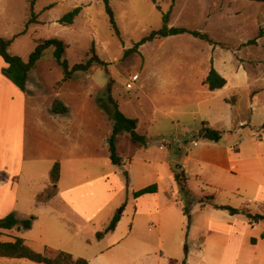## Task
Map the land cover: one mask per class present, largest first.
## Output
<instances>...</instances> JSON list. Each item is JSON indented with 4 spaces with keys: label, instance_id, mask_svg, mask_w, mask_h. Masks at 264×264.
<instances>
[{
    "label": "rangeland",
    "instance_id": "rangeland-1",
    "mask_svg": "<svg viewBox=\"0 0 264 264\" xmlns=\"http://www.w3.org/2000/svg\"><path fill=\"white\" fill-rule=\"evenodd\" d=\"M33 1L0 0V37L14 40L12 55L27 62L41 41L59 39L68 46L65 57L70 68L86 62L93 45L108 66H94L88 73L65 80L50 49L31 72L27 92L1 73L0 181L6 183L11 177L13 168L9 172L3 166L10 164L11 133L14 138H21L24 114L29 117L28 133L23 134L29 156L36 155L39 148L50 153L49 160L64 159L74 152L85 157L94 153L91 139L101 145L96 164L86 161L74 166L64 161L59 183L62 193L111 169L117 171L116 166L106 163L104 152L107 149L110 154L113 131L108 121L111 119L103 109L111 83L112 96L120 110L128 118L140 120L137 131L147 136L148 147L133 157L131 178H125V190L114 202L116 214H123L124 218L114 234L105 236V243L117 238H125L126 245L135 242L133 255L138 264H169L171 260L177 264H264V223L250 224L243 214L233 216L207 205L203 209L197 196L190 214L185 215L183 208L189 204L179 188L175 199L163 200L158 215L138 216L136 198L130 191L144 188L150 174L157 172L153 167L168 161L172 170L177 166L186 169L191 182L217 197L219 204L242 210L248 200L256 197L251 179L231 169L251 160L259 161L264 168V3L175 0L172 8L173 0H110L121 32L119 39L103 0H36L32 11ZM77 7H82V12L72 26L59 23ZM171 9L170 27L199 31L214 43L184 34L156 38L141 46L138 53L126 55L146 36L162 29L164 15ZM33 14L38 23L29 25L22 35ZM0 66H4L1 57ZM212 67L227 79L224 89L210 91L205 84ZM136 74L140 80L134 89H127ZM57 103L68 107L70 119L82 123L86 127L84 133L91 138L77 137L73 129L60 133L58 128L38 126L50 122L47 114L55 112ZM204 123L222 132L220 142L201 136ZM131 143L126 133L120 137L124 153ZM161 145L167 150H160ZM55 162L50 163L48 175ZM40 170L45 172L44 167ZM24 173L35 176L29 165H25ZM168 185L169 181H165ZM93 191L102 192V188ZM44 197L45 201L52 198ZM37 202H43V198ZM249 205L253 214L264 215V204ZM104 219L100 216L88 229L96 230L95 235L104 232ZM141 242L153 245L145 249L149 257L144 260L139 258Z\"/></svg>",
    "mask_w": 264,
    "mask_h": 264
},
{
    "label": "crops",
    "instance_id": "crops-1",
    "mask_svg": "<svg viewBox=\"0 0 264 264\" xmlns=\"http://www.w3.org/2000/svg\"><path fill=\"white\" fill-rule=\"evenodd\" d=\"M4 67H6L5 62L2 68L0 66V84L2 79L1 69ZM32 99H34V96H31V100ZM70 114V110L65 114L51 111L47 114L50 122L38 126L42 127L47 125L53 128H58L60 133L61 131L68 132L73 129V131L77 132V137H84V139L91 138V135H86L84 133L86 127L80 122L72 121V119H70ZM22 119L25 122L23 123L24 129L20 135L21 138L19 139L18 137L16 139L11 133L10 155L8 156L10 164L7 162L4 166L2 164L5 169L8 168L9 172L10 169L13 168L11 171V177L6 183L0 181V220L11 213H15L20 224L12 230H4L0 232V241L3 243H14L17 238H21L24 239L26 244L37 253L46 254V249L63 251L73 255L75 259L84 258L88 260L90 264H138L139 262L136 261L133 255L135 242H129L126 245L125 238H117L116 241L106 244L105 237L102 240H98L97 235H95L96 230L92 231L88 228L95 224V221L100 216L105 218L102 224L103 227L107 228L110 225L112 219L117 213L116 205L114 203L115 199L119 193L125 190V178L128 176L131 178L130 167L133 157L138 151L145 150L148 147V144L145 147H140L139 144H135L132 141L129 149L127 148L124 153L120 146V137L122 135L119 136L117 148L118 153L123 159L122 167L124 168V171L121 170L122 167L116 166L117 171L111 169L106 174H102L94 179H89L79 186L62 193L59 188V183L64 173V161L66 160L74 166L82 165L86 161L96 164L95 161L98 160L96 155L100 152L101 145L98 144L97 140L91 139V142L95 144V150L92 155H86L85 157L74 152L64 156V159L55 157L49 160L50 153H48V151L44 153L43 150L39 148L36 155L29 156V147L26 142V136H24L28 133L29 124L26 120H28L29 117L27 114H24ZM137 120L139 121V127L140 120ZM108 121L110 122L109 125L111 126L112 131L113 125H111L112 123L109 119ZM207 127L210 126L207 125ZM67 137H69V135ZM104 146L105 148H108L107 143ZM162 146L163 145L160 146V150H167V146L161 148ZM195 146H199L198 143ZM126 151L131 153L127 154ZM104 152L106 155V163L112 165V167L115 166L111 163L110 154L107 149ZM16 160L17 163H14ZM56 160L61 163V178L58 185L53 186L50 180V174L48 175V167H50V163L53 164ZM128 161H130L129 165H127ZM25 165H29L30 168H32L35 176L29 177L25 175ZM145 165H150V162H146ZM43 167L45 168V172L44 170H40ZM153 169L157 172L150 174L147 178L148 184H146L144 188L153 184L157 185L158 191L157 193L147 194L135 200L138 207V216L158 215L160 204L163 200H172L179 195L171 163L165 161L155 165ZM231 170L236 174L244 173L248 179H251L256 188V197L253 201L248 200L247 207L240 211L248 210L251 212L249 204H252L253 202L264 204V168L261 163L257 160L246 161L242 163L241 166L237 164L233 165ZM184 171L188 179V187L193 195L198 197L199 202L203 198H206L203 203L200 202L203 209L206 205L215 209L217 206H224L217 202V197H213L211 194H208L204 190L195 186L191 182L187 170L185 169ZM165 181H169L168 186H165ZM96 187H101L102 192L93 191ZM144 188H133L130 189V191L134 193ZM40 195L52 196V198L38 203L37 199ZM164 195H166L165 198ZM180 203V200L176 201L177 205ZM54 205L57 206L58 209H55ZM125 211H127V208H125ZM212 212L213 211L211 210L210 213ZM32 215H36L32 223V228L25 230L22 227V222L33 218ZM121 215L122 221L124 215ZM159 224L160 223H157L156 226L159 227ZM87 229L88 233L86 231ZM115 232L112 233L114 234ZM112 233L108 234L106 237L110 236ZM141 243L142 244L139 247V258L144 260L149 257V253L146 252L145 249L153 245L143 242ZM8 261H10L9 264H42L28 259L0 257V264H4L3 262Z\"/></svg>",
    "mask_w": 264,
    "mask_h": 264
},
{
    "label": "trees",
    "instance_id": "trees-1",
    "mask_svg": "<svg viewBox=\"0 0 264 264\" xmlns=\"http://www.w3.org/2000/svg\"><path fill=\"white\" fill-rule=\"evenodd\" d=\"M156 3V0H152ZM251 2L264 3V0H249ZM106 13L109 17V21L113 28L115 29L116 36L121 39V32L118 28L117 20L115 17V12L110 4V0H103ZM36 0L33 1L31 9L34 11ZM175 0H173L172 8L174 7ZM52 5L49 8H52ZM82 12V7H77L64 15L59 23L66 26H72L75 20L80 16ZM172 13V9L164 15V26L159 31L152 32L148 36H146L142 41L135 44L134 48L128 50L126 55H131L139 52V48L145 45L148 42L153 41L156 38L163 39L172 36L189 34L195 38H199L201 40L207 41L211 44L214 42L210 39L207 34L201 33L199 31H192L186 28H177L170 27V16ZM37 19L33 14L32 18L29 20L26 30L22 33V35L26 34L29 28V25L36 24ZM262 34V33H261ZM14 40H9L6 38L0 37V56L6 64V67L2 69L3 75L9 79L17 88H19L22 92L28 91L29 77L31 72L37 67L38 63L44 58L45 53L53 49V59L60 66L65 74V80L72 79L75 74H85L88 73L94 66H103L106 67L108 64L100 59L97 55L95 47L93 45L91 49V56L84 63H79L70 68V64L66 59L65 55L68 49L67 44L59 39H49L45 41H41L35 48L34 52L30 55L29 60L26 62L19 56H14L10 53V49L12 47ZM254 42V41H252ZM205 84L208 86L210 91H216L224 89L228 81L224 78L214 67L211 68L206 80ZM108 94V103L103 107L111 121H113V131L112 135L109 139V149H110V160L111 163L115 166L122 167L123 159L118 153V139L119 136L127 133L130 135L132 141L135 144H139L140 147H145L148 144L147 137L140 135L137 132L138 123L137 119L128 118L119 108V104L116 102L114 97L112 96V87L111 83L107 87ZM56 113L65 114L68 112V108L62 104L57 103L55 105ZM201 136L204 139H207L212 142H220L222 140V132L207 127L206 123H204L203 129L201 131ZM175 181L177 182L178 188L180 192L187 198V202L189 206H185L183 208L185 215L190 214L191 206L196 202V198L193 195L192 191L189 189L187 184L186 173L182 167L177 166L173 169ZM61 178V163L58 161L53 166L50 173V180L53 186L58 185ZM158 187L157 185H151L144 189H141L137 192H134L133 195L136 199L147 195L157 193ZM44 196H39L40 200ZM204 202V199L200 201ZM216 209L226 210L231 213V215L243 214L248 219L250 224H259L264 223V215L253 214L248 210L240 211L238 209H234L229 206H217ZM122 215L116 214L112 219L110 225L106 228L104 232H99L97 234V239L102 240L108 234L115 232L119 222L121 221ZM34 217L25 220L22 222V227L25 230H29L32 228ZM20 224L15 213H11L5 218L0 220V232L4 230H12L16 228ZM264 238V236H263ZM253 244L257 243V240H252ZM0 257L3 258H17V259H28L30 261L42 264H90L88 260L84 258L75 259L73 255L63 251H54L51 249H46V254H40L32 250L24 239L17 238L14 243H3L0 241ZM178 261L171 260L169 264H177ZM182 264H186L184 261Z\"/></svg>",
    "mask_w": 264,
    "mask_h": 264
},
{
    "label": "built area",
    "instance_id": "built-area-1",
    "mask_svg": "<svg viewBox=\"0 0 264 264\" xmlns=\"http://www.w3.org/2000/svg\"><path fill=\"white\" fill-rule=\"evenodd\" d=\"M139 80H140L139 75H138V74L134 75V76L132 77L131 82L127 84V89H129V90L134 89V84H135L136 82H138ZM196 144H197V142H195V145H196ZM164 147H165V146H162L161 148H164Z\"/></svg>",
    "mask_w": 264,
    "mask_h": 264
},
{
    "label": "water",
    "instance_id": "water-1",
    "mask_svg": "<svg viewBox=\"0 0 264 264\" xmlns=\"http://www.w3.org/2000/svg\"><path fill=\"white\" fill-rule=\"evenodd\" d=\"M121 170L124 171V168L122 167ZM125 174H126V173H125Z\"/></svg>",
    "mask_w": 264,
    "mask_h": 264
}]
</instances>
